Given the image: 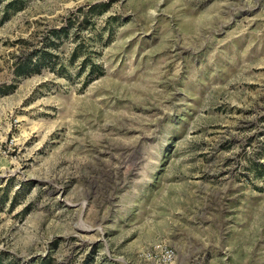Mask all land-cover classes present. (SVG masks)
<instances>
[{
    "label": "rangeland",
    "instance_id": "rangeland-1",
    "mask_svg": "<svg viewBox=\"0 0 264 264\" xmlns=\"http://www.w3.org/2000/svg\"><path fill=\"white\" fill-rule=\"evenodd\" d=\"M156 244L264 264V0H0V264Z\"/></svg>",
    "mask_w": 264,
    "mask_h": 264
},
{
    "label": "trees",
    "instance_id": "trees-1",
    "mask_svg": "<svg viewBox=\"0 0 264 264\" xmlns=\"http://www.w3.org/2000/svg\"><path fill=\"white\" fill-rule=\"evenodd\" d=\"M106 6L105 3L96 2L93 3L89 8V11H94L96 9H99L100 7ZM52 33H56L54 30H52ZM57 35V34H56ZM34 54V59L32 55ZM54 57V55L47 50L38 49L32 52L28 55L27 58L24 60H21L18 65L16 66V74L18 75H26L30 74L31 72H38L41 70V68L51 63V59ZM49 61V62H48ZM48 62V63H47ZM42 264H47V260L42 261Z\"/></svg>",
    "mask_w": 264,
    "mask_h": 264
},
{
    "label": "built area",
    "instance_id": "built-area-1",
    "mask_svg": "<svg viewBox=\"0 0 264 264\" xmlns=\"http://www.w3.org/2000/svg\"><path fill=\"white\" fill-rule=\"evenodd\" d=\"M154 253L159 254L161 257V261L159 264H169L172 259V251L169 250L168 248H164L163 246L156 244L154 246Z\"/></svg>",
    "mask_w": 264,
    "mask_h": 264
}]
</instances>
